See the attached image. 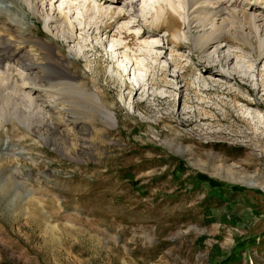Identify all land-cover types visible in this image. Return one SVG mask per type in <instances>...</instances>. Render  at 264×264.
I'll return each mask as SVG.
<instances>
[{"label":"rangeland","instance_id":"rangeland-1","mask_svg":"<svg viewBox=\"0 0 264 264\" xmlns=\"http://www.w3.org/2000/svg\"><path fill=\"white\" fill-rule=\"evenodd\" d=\"M117 5L127 14L119 22L160 46L158 59L144 54L151 68L133 77L127 65V85L108 72L123 51L116 24L75 19L81 29L69 40L21 16L73 61L117 122L102 123L75 89L44 99L58 106L44 112L50 127L23 136L16 120L0 131V264H264V57L232 41L198 54L184 26L171 53L165 26H146L151 1ZM229 53L228 76L204 61ZM173 54L180 63L172 65ZM165 67L176 90L158 83ZM134 78L141 89H131ZM2 92L13 99L12 89Z\"/></svg>","mask_w":264,"mask_h":264},{"label":"bare ground","instance_id":"bare-ground-1","mask_svg":"<svg viewBox=\"0 0 264 264\" xmlns=\"http://www.w3.org/2000/svg\"><path fill=\"white\" fill-rule=\"evenodd\" d=\"M57 1L59 0H0V20H2L0 25V131L5 129V125L8 128L13 127V124L17 123L16 120H21L25 124L26 131L23 132V136L36 131L39 125L50 127L53 124L52 120L44 112H49L58 106L53 102L46 104L44 99L49 92L75 89L86 94L91 110L99 116L102 123L112 128L117 122L116 116L104 105L100 95L84 87L79 75L77 76L73 71V61L65 55H60L59 50L55 51L50 41L47 42L35 36L30 29L23 27L24 21L22 22L21 16L23 17L25 12L34 16L38 20L37 25L41 23L48 34L51 33L49 25H52L64 32L69 40H74L75 33L81 29L74 23L75 19L99 20L104 29L116 24L117 33L113 36L116 37V43L123 51L119 52L121 60L116 63L117 69L110 66L108 72L123 85L128 84L123 80V76L127 75L128 64H131L129 70L133 67L132 74L135 77V71L139 66L145 70L151 68L144 54L149 56L152 54L155 59L159 57L157 52L153 51L154 48L160 47L157 38L141 39L143 31L130 32L131 27L128 21L119 22L127 16L123 13V8L117 5L121 0H105L112 2L108 6H103L98 0H60L61 3L56 7ZM149 1H151L153 12L150 18L146 19V26L148 28L165 26L166 45H174L172 50L170 48L171 53L176 52L175 50L183 45L181 27L184 26L189 46L193 47L198 54L204 53L212 45L215 46V52L220 53L232 41L236 44V48L247 47L251 50L257 60L264 57V2L262 0ZM63 4H65L64 8ZM172 19L175 22H172ZM93 24L97 22L94 21ZM96 27L101 30V26L96 25ZM113 47L112 45L111 50L108 49V51H113ZM232 54L234 53L227 54L229 58L228 56L222 58L219 56L220 58L217 59L212 56L203 57L205 62L212 61L215 65H219L221 74L228 76L226 61L233 59ZM173 56L172 65L180 63L175 54ZM207 66L212 68L211 64ZM168 71L169 68L165 67L158 83L176 90L172 86L173 83L167 80ZM7 87L13 90V99L12 96L6 97V94L2 92ZM141 87L134 78L131 89L139 90ZM132 92L134 90L130 91L129 106ZM163 97L167 100L166 95ZM140 103L137 101L135 105L139 106ZM22 106L25 109H22ZM58 146L60 145L57 144L56 147Z\"/></svg>","mask_w":264,"mask_h":264}]
</instances>
